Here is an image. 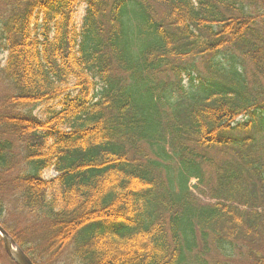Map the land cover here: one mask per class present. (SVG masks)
Segmentation results:
<instances>
[{
    "label": "trees",
    "instance_id": "trees-1",
    "mask_svg": "<svg viewBox=\"0 0 264 264\" xmlns=\"http://www.w3.org/2000/svg\"><path fill=\"white\" fill-rule=\"evenodd\" d=\"M0 55L35 264H264V0H0Z\"/></svg>",
    "mask_w": 264,
    "mask_h": 264
},
{
    "label": "rangeland",
    "instance_id": "rangeland-1",
    "mask_svg": "<svg viewBox=\"0 0 264 264\" xmlns=\"http://www.w3.org/2000/svg\"><path fill=\"white\" fill-rule=\"evenodd\" d=\"M85 14V6L82 5L76 15V20L78 23H81L82 18ZM7 55H0V104L2 103L3 99L6 96H9L12 92V84L8 81L3 79L1 76V67L4 66V61ZM46 106H41L35 110V113L42 116V113L45 111ZM241 120L242 117L240 118ZM57 174L54 170L46 171L43 175L44 179H50L55 177ZM11 177H5L4 181H7ZM196 181H192V185H195ZM195 194H199L197 190H194ZM200 195V194H199ZM207 199V198H205ZM0 200L3 206L2 215L3 218L17 230L24 231L27 235L36 237V234L39 233L41 230V225L43 222H40L39 216L31 215L30 213L22 212L20 207V203L15 198L14 189L11 185H4L3 183L0 184ZM72 251V250H71ZM238 259V257H237ZM63 263H54V264H65L68 262L67 258L64 259ZM0 264H10L9 260L5 257V252L0 245Z\"/></svg>",
    "mask_w": 264,
    "mask_h": 264
},
{
    "label": "water",
    "instance_id": "water-1",
    "mask_svg": "<svg viewBox=\"0 0 264 264\" xmlns=\"http://www.w3.org/2000/svg\"><path fill=\"white\" fill-rule=\"evenodd\" d=\"M0 235L7 254L16 264H34L24 251L15 243L13 238L0 225Z\"/></svg>",
    "mask_w": 264,
    "mask_h": 264
}]
</instances>
